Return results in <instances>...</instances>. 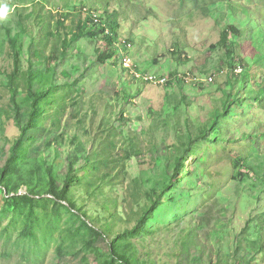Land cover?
Here are the masks:
<instances>
[{"label": "rangeland", "instance_id": "374dc122", "mask_svg": "<svg viewBox=\"0 0 264 264\" xmlns=\"http://www.w3.org/2000/svg\"><path fill=\"white\" fill-rule=\"evenodd\" d=\"M111 1L5 0L14 11L7 22L0 23V169L10 165L0 184V264H104L110 257L111 239L125 230V249L134 250L140 263L217 264L219 256L230 264L236 257L247 260L249 244L242 235L264 205L259 197L264 188L252 180L235 196L237 182L231 180L230 157L238 154L240 142L215 141L214 137L194 141L182 166L174 164L176 147L187 143L190 131L195 139L222 96L219 87L225 86L226 50L221 33L231 22L244 28L246 17L241 11L229 14L223 3L204 15L193 0L184 5L182 0ZM234 2L264 12V0ZM83 7L119 22L120 37L133 41L131 54L139 73L168 79L176 73L183 84L175 79L169 86L136 82L115 59L103 66L99 55L109 46L91 38L79 41L67 60L60 58L52 68V63L34 59L31 71L36 79H29L30 48L36 45L49 57L54 46L60 48L71 29L85 19ZM48 27L53 36L41 46ZM232 40L250 63L254 54L250 41ZM17 53L21 55L18 64ZM57 65L60 73L72 75L68 80L60 75L59 84L79 80L82 94L70 97L66 105L64 99L59 102L63 108L56 123L58 104L45 110L44 100L31 91L47 90L51 82L42 81L41 74H49ZM186 75L188 82L183 80ZM210 76L211 83L202 82ZM240 95L248 96L245 90ZM250 113L251 123L264 120L263 115L257 116L256 105ZM250 129L241 125L239 135ZM106 143L113 152L110 157L118 163L96 169L90 159L95 160ZM219 148L226 152H217ZM125 151L131 157H125ZM256 159L251 161L262 167L263 162ZM70 163L76 173L71 192L80 215L96 219L103 228L115 224L108 237L87 227L73 209L50 201L52 179L62 187ZM83 178L84 185L79 184ZM86 187L90 191L83 192ZM152 189H165L166 195L155 202L150 219L133 230L145 206L151 205L146 204L145 192ZM25 227L31 235H24ZM164 251L179 255L166 256Z\"/></svg>", "mask_w": 264, "mask_h": 264}, {"label": "trees", "instance_id": "16d2710c", "mask_svg": "<svg viewBox=\"0 0 264 264\" xmlns=\"http://www.w3.org/2000/svg\"><path fill=\"white\" fill-rule=\"evenodd\" d=\"M186 0H182L181 3H185ZM111 0H109V4H111ZM202 2V3H200ZM206 0H193L192 4H195V8L197 10H201L204 15H208L209 8L217 4H225L226 10L229 14H236L238 11H241L246 17V26L244 28H238L234 25L233 22L228 24L221 33L220 42L223 44L226 50V60H223L222 65L226 68V76H225V86L219 87L222 90V96L217 102V106H215L209 114V118L205 121V123L199 126L197 135L195 139H193V133L190 131L186 138L187 143L179 144L180 148L176 147L177 156L174 157V164L178 168L182 166L181 161L186 158V153L188 152L189 145L194 141L200 140H210L214 137L215 141H228L229 143L235 144L239 143L238 154L235 157H230V163L232 166V177L231 180L237 182V187L234 192L235 196H240L241 187L243 189V185L247 182L254 181L260 183V186L264 188V120H258L257 122L251 123V110L255 108L257 116H264V12H262L261 8L253 7L252 10H249L245 5L234 2V0H209V3H206ZM128 3V2H127ZM38 6H42L41 3H37ZM122 4V1H120ZM240 4V5H239ZM130 4H128L129 6ZM125 6V5H124ZM125 6V7H128ZM129 10V7L126 11ZM237 11V12H236ZM85 19H80L76 27L71 29V32L68 33L62 41V45L58 48V45L54 46L52 54L49 57L43 56V51L36 45L33 48H30L32 61L29 63V69L27 71L29 79H36L34 73L31 69L35 66L33 60L37 59L38 62H50L51 67H54L53 64L56 62H60V58L64 60L69 57L71 50L74 46L84 38H91L100 40L103 43H106L109 48L106 50H102L99 55V62L101 65L106 66L110 61H114L116 59L118 61V57L120 55V47L119 44H123V40L125 44H123V48L126 51V55L132 53V49L129 48V45L133 47V41L128 39H122L119 34L120 24L118 21L112 19L111 17L107 18V15H101L96 12V9H89L83 7L82 12ZM34 14V12H33ZM99 15V22H97L95 15ZM30 17H34L32 14ZM28 16V17H29ZM223 16V15H222ZM236 16V15H235ZM232 16L230 18H234ZM70 17V16H69ZM68 17V18H69ZM40 19V17H38ZM58 25L65 26V23L58 21ZM48 32L44 33L45 38L39 43L41 46H46L49 43V39L52 38L53 33L51 32L50 27H48ZM70 31V28L67 31ZM243 38L250 41L252 50L254 54H251L250 63H247L245 58H242L238 50L236 49L237 44L232 39ZM174 54V53H173ZM132 55V54H131ZM177 57L180 59L179 52L176 53ZM20 53L16 54V58L20 59ZM57 68L51 69L49 74H41L42 81L47 78L48 81L51 82L50 87L47 90L39 91L34 93L31 91L32 95L36 97L38 100H44V103L41 104V107L47 110L48 106L54 107L53 104H58L59 110L54 114L56 123L60 121L61 118V110L63 105H66L68 101H70V97L76 96L81 93L80 85L81 82L78 80L75 83H70L69 81L65 84H59V77L62 75L63 79H71L72 75L68 71H64L60 73L58 65ZM123 70L128 73L129 70H126L123 67ZM239 70V72L237 71ZM213 77V76H212ZM133 78V77H132ZM175 79L176 84L182 85V79H178L176 73L171 74L167 86L172 85V80ZM135 81V79L133 78ZM138 82V81H136ZM141 83V82H139ZM147 84V83H143ZM245 90L248 94L247 97L241 96V91ZM78 98V97H76ZM62 99L66 100L65 104H59L62 102ZM78 102V101H77ZM75 100V104L77 103ZM37 108V106H36ZM245 110V115L244 111ZM236 123V124H235ZM229 124L233 125L230 128ZM246 124L249 125L252 129L251 131L244 132L239 135V131L241 125ZM229 126V127H228ZM24 129V128H23ZM214 135V136H211ZM220 135V137H218ZM212 143L214 141H211ZM186 143V144H185ZM185 145V149L181 148V146ZM104 150L100 152V154L96 155V159H90L93 162L91 164L97 169L99 166L100 170L102 169V165L104 168H108V166H113L118 163L117 159L111 158L113 152L108 150L109 143L104 144ZM107 148V149H106ZM226 152V148H219L217 152ZM253 151L256 152L253 155ZM97 153V152H96ZM106 153L107 156L101 157ZM125 157H131V153L129 151H125ZM257 157V161L263 162L262 167L255 166L254 162L251 160ZM10 165H6L2 169H0V184L4 177L7 175V169ZM95 175V172L92 171ZM261 173V175H260ZM49 174L52 176L51 170H49ZM256 176V177H255ZM255 177V178H254ZM90 177L88 178V180ZM76 173L75 168L72 163L69 165V171L64 179L62 187L57 186L55 184V178L51 181L52 191L50 194V201L61 205L64 208H68L70 210L73 209V214L80 217L82 222L89 228L97 229L98 232L102 233L104 237H108L110 231L114 230V225H110L107 228H103L102 226L96 225V219L91 217H87V215L82 214V210L78 208L77 202L74 201L71 192V186L76 182ZM85 178L79 181V184L85 183ZM170 184V181L166 183ZM166 185V186H167ZM209 187H216L214 183L207 184ZM83 188V186H82ZM87 188V187H86ZM82 189L83 192L90 191L91 188ZM240 189V190H239ZM165 189L161 191H157L156 189H152L149 192H145L146 196V204H151L149 206H145V213L137 218L136 224L137 226L133 228V230L139 229V224L145 222V220L150 219V214L155 209V202L158 201L160 196H165ZM261 203L264 204V191L262 190L260 193ZM245 200H250L249 197L245 196ZM259 201V199H258ZM260 203V202H259ZM232 202L228 199L227 208H230ZM264 206V205H263ZM263 206L258 210L257 215L251 217L248 221L246 228L243 231V239L249 244L246 251L247 260H237L236 257L233 259L232 264H260V262L264 263V208ZM125 224V222H122ZM94 227V228H93ZM126 230L122 233H119L114 238L111 239L109 247H110V257L104 264H145L140 263L135 257L136 253L133 250L125 249V245L128 244ZM168 233V232H167ZM24 235H31L30 229L25 227ZM124 241L121 243V240ZM154 239V238H153ZM152 239V240H153ZM241 247V246H240ZM239 247V248H240ZM238 249L236 251V255L240 253ZM242 251V250H241ZM166 256L177 257L179 254H175L170 251H164ZM162 257V255H159ZM259 261V259H261ZM164 259H162V262ZM156 264V263H154ZM166 264V263H165ZM217 264H230L229 261L223 260L221 256L218 257Z\"/></svg>", "mask_w": 264, "mask_h": 264}, {"label": "built area", "instance_id": "2783aa9c", "mask_svg": "<svg viewBox=\"0 0 264 264\" xmlns=\"http://www.w3.org/2000/svg\"><path fill=\"white\" fill-rule=\"evenodd\" d=\"M95 18L97 22H99V15L96 14ZM123 44H125V41L123 40ZM123 44H119L120 47V55L118 59L120 60L122 67H124L126 70H129L131 77L135 79V81L141 82V83H147V84H153V85H166L168 82V78L157 76L153 74H146V73H139L136 70L135 62L133 61V58L130 55H126V51L123 48ZM129 48H132V45H129ZM239 72V70H238ZM189 75V74H188ZM188 75L183 77V80L188 82L187 78ZM181 78V76H179ZM213 80V77H208L205 81H202L204 83H211ZM198 80L195 79L193 82H197ZM201 81V80H199Z\"/></svg>", "mask_w": 264, "mask_h": 264}, {"label": "clouds", "instance_id": "9594fccd", "mask_svg": "<svg viewBox=\"0 0 264 264\" xmlns=\"http://www.w3.org/2000/svg\"><path fill=\"white\" fill-rule=\"evenodd\" d=\"M14 9L9 6L5 0H0V23H5L9 20L11 14L13 13ZM133 48V47H132ZM131 48V49H132ZM131 57L132 55L129 54ZM133 58V57H132ZM116 60V59H115ZM119 63L121 64L120 60L118 59ZM135 62V61H134ZM136 64V63H135ZM122 66V64H121ZM137 67V66H136ZM212 77V76H210Z\"/></svg>", "mask_w": 264, "mask_h": 264}]
</instances>
